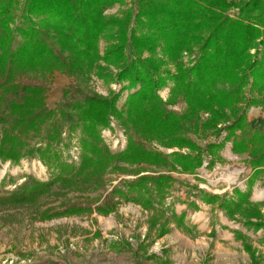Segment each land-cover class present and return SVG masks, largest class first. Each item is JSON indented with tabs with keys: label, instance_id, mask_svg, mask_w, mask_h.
I'll use <instances>...</instances> for the list:
<instances>
[{
	"label": "trees",
	"instance_id": "1",
	"mask_svg": "<svg viewBox=\"0 0 264 264\" xmlns=\"http://www.w3.org/2000/svg\"><path fill=\"white\" fill-rule=\"evenodd\" d=\"M120 2L26 0L23 24L13 29L9 23L14 0H0V160L17 164L27 154L38 155L54 172L46 181L27 178L1 194L0 211L38 206L48 195L59 198L67 191L98 188L107 171L125 169L119 163H143L168 170L179 167L191 173L201 163V152L185 133L191 124L195 130L201 111L210 114L203 129H215L219 122L230 121L226 128L232 151H250L255 163L264 160V130L252 128L246 117L249 104L264 109V0H136L135 11L126 10L120 17L105 16V9ZM233 4L240 9L237 19L224 14ZM102 35L114 41L101 56L98 42ZM257 39L263 50L260 61H254L249 53ZM194 44L200 45V56L192 66L184 67L179 62L180 53ZM101 60L117 68L114 80L124 83L121 89L103 97L69 85L62 94L63 100L72 94L80 97L71 107L74 127L82 132L78 166L61 161L49 148L29 146L31 132H39L56 115L66 116L61 103L54 109L46 103L47 82L54 72L87 77L95 68L106 77V70L98 64ZM167 62L174 63V72L165 68ZM31 73L41 78L22 77ZM249 77L251 90L257 94L242 106L243 87ZM168 83V97L163 100L158 91ZM124 90L127 95L118 109L116 104ZM179 98L185 103L182 113L167 107ZM110 115L127 133L126 147L117 153H111L99 135V127L107 124ZM236 130L241 134L235 135ZM46 132L48 141L55 140L59 133L56 124ZM143 140H156L165 147H187L190 152L166 154L149 149ZM216 147L210 145L209 150ZM174 181L167 172L141 174L126 185V190L116 188L112 194L156 209L155 204H160ZM233 195H212L208 200L218 201L229 217L264 216V210L261 214L249 200L250 188L245 192L235 189ZM61 205L57 211L49 207V217L92 209L90 204L76 201ZM114 207L108 198L94 209L107 214ZM156 213L150 218V227L158 224L161 235L166 231L160 221L163 213ZM244 248L249 250L248 245Z\"/></svg>",
	"mask_w": 264,
	"mask_h": 264
},
{
	"label": "rangeland",
	"instance_id": "2",
	"mask_svg": "<svg viewBox=\"0 0 264 264\" xmlns=\"http://www.w3.org/2000/svg\"><path fill=\"white\" fill-rule=\"evenodd\" d=\"M25 1L26 0H14V9L12 12L13 18L9 23V27L14 29L15 26L21 25V23L23 24L22 14L24 11ZM233 2H236V0H233ZM136 4V0H121L120 3L114 4L105 9L104 14L107 17H120L126 10L135 11L137 8ZM224 14L234 19H237L241 16L240 9L237 4H233L232 6H230L224 12ZM18 40L19 39L17 35V41ZM113 41L114 40L111 39L108 40L105 35L100 36L98 49L101 56L106 51L108 45L113 43ZM185 53H187V55H184ZM200 53V45L194 44L189 48H185L181 51L179 62L184 67H190L198 60ZM249 53L251 54V57L254 61L261 60L263 50L262 45L259 43V39H257L255 44L249 49ZM157 55L159 57H162L160 51L157 52ZM190 55H195L196 57L193 60H184V58H187ZM143 56L148 55L147 53H144ZM98 64L100 65V67L106 70V77L100 76L98 74V70L95 68L88 73L87 77H69L59 71L54 72V74L51 76V78H49L47 82L48 92L46 96V103L49 108L52 109L56 108L61 103V108L65 112L66 116L63 117L61 115H56L51 121H49V123L43 126L39 132H31L27 140L29 146L40 149L49 148V150L55 153L61 161L72 164L74 166H78L82 156V132L80 127H74L76 119L73 116L74 112L71 107L73 102L80 99V97L78 95L72 94L65 100H63L62 94L64 89H66L69 85L73 86V88H78L83 92L94 93L103 97L108 96L111 91L117 92L119 89H121L124 83L114 80V75L117 72V68L112 65H107L102 60ZM165 68L169 69L171 72H174L175 65L172 62H167L165 64ZM22 77L30 79L41 78L37 73H31L26 76L23 75ZM109 77L111 78V80H107ZM251 82L252 78L249 77L248 83L243 87V100L240 103L242 106L246 104V101L248 99L257 94L256 92H252ZM170 86L171 83H168L165 87L158 91L163 100H166V98L168 97ZM225 87H227V85H225ZM126 95L127 90L122 91L116 104V107L118 109L123 106ZM167 107L171 110L176 111L177 113H182L185 110V103L181 98H179L174 105H168ZM255 111H261V114L264 115V109L260 105L255 106L253 104H249L247 106L246 117L247 115H249V119H247V121L252 128L255 127H253L254 124L251 121V116ZM226 112L229 113V110L226 109ZM209 116L210 114L207 111L199 112L196 118L195 130L190 128L192 124L188 125L185 135L200 148L201 159L204 154L210 155L212 159H219V152L222 150L223 144L227 140L230 141L232 146V138L228 136L229 132L226 128L230 121L219 122L216 125L215 129H203L202 124L209 118ZM52 124L57 125L59 133L55 140L48 141L46 137V130L50 128ZM112 127H115L113 128L112 134H118V132H120L119 134H122L124 142V146L122 148L119 147L118 149H116L112 144L113 141L109 140L108 136V139H105L103 136L102 131L107 128L112 129ZM260 130L262 131L264 129ZM234 134L240 135V130H236ZM99 135L102 142L107 146L108 150L111 153L120 152L126 147L127 133L115 116L110 115L108 117L107 124L99 127ZM143 142L149 149L160 151L166 154H169L173 151L181 153L190 152L189 148L187 147H165L156 140H143ZM210 145L217 146L215 151L209 150ZM168 149H173V151L168 152ZM235 153L238 154L243 162L247 165H251V161H255V157H253L250 151ZM244 154L249 155V162L246 161V158L243 156ZM263 163L264 160L261 163L256 162L255 165L259 166V164L263 165ZM119 164L124 166L125 169H110L109 171H107L104 175V182L98 188L90 186V188L85 192L75 190L67 191L65 195L59 198L49 197L48 195L42 198L38 206L31 205L23 208L0 211V264H33L34 254L32 252L38 253L41 251H46L48 245L49 251H53L54 253L60 254L62 256L69 257L70 255L72 257H77L76 259H78L79 261L83 262L84 260H86V264H91L93 258L97 256L96 253H98L99 250L112 249L114 248L112 246L116 243L122 244L123 242H126L130 245H136L138 241H146L149 238H152L154 235L157 239V237H159L158 235L160 231L159 225L156 224L154 227H150V218L153 214L158 212L157 209L145 208L140 203L134 201L148 213L146 215L142 213V215L140 214L139 216H136L134 213H128L127 216H122L120 215V213L116 212L115 215H113L111 213H113L114 210L116 211L118 207L117 205L120 203L116 198H120L125 201L127 199L112 193L116 188L126 190V185L141 174H157L161 172H167L171 176H173L172 173L184 172L180 171L179 167L168 170L166 168L148 166L143 163L135 165H128L123 163ZM137 172H139V174ZM53 174V170L50 167H47L40 160L38 155L31 156L27 154L26 156L22 157L17 164H13L10 161L4 162L0 160V191L3 190L2 186L7 183H9V186L3 193L13 189L16 185L21 184L27 178L46 181L51 178ZM20 176H23L24 180L21 183H17L15 177ZM46 177H48V179L44 180V178ZM108 198H111L115 203V207L112 211L107 214H103L94 209V206L104 204ZM75 201L82 204H90L92 207L91 211L82 213L55 214L49 217V207L51 211H57L62 208L61 202ZM258 203L264 205V202L262 201ZM157 207L158 205L155 204V208ZM24 209H27L25 213L22 212ZM75 215L77 216V218L72 217ZM70 217L72 218L69 219ZM84 220H88L87 223H85ZM30 221H38L37 227L39 228V230H46L44 235L39 234L38 231H36L37 233L33 234L32 236L30 234H26L24 230H29L26 225L30 223ZM161 226L166 227V223L162 222ZM198 230H200V235H202L206 232L207 228L205 230ZM21 232H24V237L28 238H25V240L28 241L19 242L21 240ZM75 232H77L78 235L81 236V243L76 240L77 237L74 236ZM81 233L82 235H80ZM174 236L180 238V240L185 241L190 246H199V252H196V254L194 255L187 254V251L184 253L183 264H190L189 261L191 259L197 260L199 264H216L215 262L218 261H224L222 262L223 264H254L252 262L254 257L257 259L258 264L264 263L263 260H259L261 258L264 259L263 253L258 250L257 247H255L252 243H250V245L252 246L253 251L252 253H247L246 251H244L242 246H239L238 244H230L228 246H225L227 249H223L221 248V246H213V242L208 239H202L201 237L197 236L195 238L194 236L191 237L188 235H184L181 231H175ZM72 238L76 241H73ZM167 238V240H171L170 236H168ZM165 243L166 242H163L161 243V245ZM149 245L154 246L155 242ZM172 254L173 253L167 255L171 256ZM169 261H171L172 263H176L179 261V259L171 258L168 260V262ZM69 263L79 264L78 262H73L72 260H69Z\"/></svg>",
	"mask_w": 264,
	"mask_h": 264
},
{
	"label": "crops",
	"instance_id": "3",
	"mask_svg": "<svg viewBox=\"0 0 264 264\" xmlns=\"http://www.w3.org/2000/svg\"><path fill=\"white\" fill-rule=\"evenodd\" d=\"M253 113V115L251 116V121L254 124L253 127L259 130L264 129V115L261 114L262 112L255 111ZM247 119H249V115H247ZM243 156L246 158V161L249 162V155L244 154ZM249 167L252 170V174L247 181V185L249 188H252L260 178L264 177V163L263 165L258 166L255 165V162H252ZM196 169L191 173H172V175L176 178V181L167 190L165 197L168 195H172L175 206L176 204L178 206L174 209L173 215L167 217L165 216L164 211L161 207L156 208L158 211H162L163 213L160 221L166 223V231L163 234L158 235L159 237H157V239L154 235L152 238H149L146 241H138L136 245H130L126 242H123L122 244H114L112 246L114 248L112 249L99 250L98 253H96L97 256L93 258L91 264H183L184 253L187 251V254L194 255L196 254V252H199V246H190L185 241L180 240V238L174 236L175 231H181L184 235H188L191 237L194 236L195 238L197 236L201 237L202 239H208L213 242V246H221V248L223 249H227L225 246H228L230 244H238L239 246H242L244 251H246L247 253H252L253 249L250 245L251 242L249 240V233L251 230L264 228V216H261L259 218L250 217L249 219H245L240 215H234L232 217L227 216L224 210L218 206V201L210 202L208 198L212 195H217L219 198H230L234 196L233 192L232 195L229 193L219 194L200 188L198 185V179L194 176ZM46 179H48V177L44 178V180ZM15 180L17 183H21L24 178L23 176L15 177ZM262 185L264 186V181L262 182ZM8 186L9 183L2 186L3 190L0 191V194L6 191ZM164 198L162 199L160 204H156L160 206ZM249 200L257 205L260 213L262 214L264 205L258 202H254L251 197H249ZM26 210L27 209H24L22 212L25 213ZM193 210H204V212L208 216L207 230L202 235H200V230H198L195 225L189 223L187 220L188 215ZM256 223H261V225H257ZM37 224L38 221H30V223L26 225L29 230H24V232L32 236L33 234L37 233L36 231H38L39 234L44 235L46 230H39ZM23 233L21 232V240L19 242L28 241L25 240V238L27 237H24ZM80 235H82V233ZM74 236H76V240L81 243V236H79L77 232L74 233ZM168 236L171 237V240H167ZM72 240L76 241L73 238ZM153 241L155 242V245H149L153 244ZM163 242L166 243L161 245V243ZM261 244L264 245V237L261 240ZM244 245H248L250 251L244 248ZM32 253L34 254L33 264H70L69 260L78 262L79 264L87 263L86 260H84L83 262L79 261L78 259H76L77 257H72L70 255L69 257L62 256L60 254L54 253L53 251H49V245L46 251ZM170 253L173 254L171 256H168ZM171 258H178L179 261L176 263H172L171 261L168 262V260ZM259 260L264 261V259L262 258ZM189 262L190 264H199L197 260L193 259H191ZM222 262L218 261L215 263L223 264ZM252 262L254 264H258V261L255 257Z\"/></svg>",
	"mask_w": 264,
	"mask_h": 264
},
{
	"label": "built area",
	"instance_id": "4",
	"mask_svg": "<svg viewBox=\"0 0 264 264\" xmlns=\"http://www.w3.org/2000/svg\"><path fill=\"white\" fill-rule=\"evenodd\" d=\"M184 55H187V53ZM195 57V55H190L187 58H184V60H193ZM113 128L115 127H112V129H104L102 131L103 136L105 139L109 138V140L113 141L112 144L116 149L119 147L122 148L124 146L122 134H119L120 132H118V134H112ZM167 151L171 152L173 149H168ZM219 156V159H212L208 154L203 155L201 163L199 167H197L194 175L198 179L199 187L219 194H232L233 190L235 189L245 192L248 189L247 181L252 174L251 168L243 162L238 154L232 151L231 143L228 140L223 144L222 150L219 152ZM263 181L264 177L260 178L258 182L252 188H250V192L252 191V195L250 197L258 202H264L263 198L255 197L257 191L264 193V186L262 185ZM116 199L119 200L120 203L117 205L118 207L116 211L114 210L113 213H111L113 215H115L116 212L120 213L122 216H127L128 213H134L136 216H139L140 214L142 215V213L145 215L148 213L134 201H125L120 198ZM177 206L178 205L176 204L175 206L173 202V196L168 195L158 207L163 209L166 216H172L174 209L177 208ZM72 217L77 218L76 215ZM187 220L189 223L195 225L196 228L201 230H205L208 226V216L204 210L191 211L187 217ZM84 221L87 223L88 220ZM263 237L264 228L251 230L249 233L250 242L264 254V245L261 244Z\"/></svg>",
	"mask_w": 264,
	"mask_h": 264
},
{
	"label": "bare ground",
	"instance_id": "5",
	"mask_svg": "<svg viewBox=\"0 0 264 264\" xmlns=\"http://www.w3.org/2000/svg\"><path fill=\"white\" fill-rule=\"evenodd\" d=\"M255 197L256 198H263L264 199V193H261V191H257Z\"/></svg>",
	"mask_w": 264,
	"mask_h": 264
}]
</instances>
